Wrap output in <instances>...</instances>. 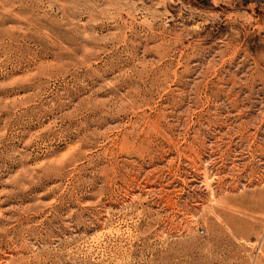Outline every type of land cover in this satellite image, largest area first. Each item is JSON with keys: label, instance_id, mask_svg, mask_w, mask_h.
<instances>
[{"label": "rangeland", "instance_id": "obj_1", "mask_svg": "<svg viewBox=\"0 0 264 264\" xmlns=\"http://www.w3.org/2000/svg\"><path fill=\"white\" fill-rule=\"evenodd\" d=\"M0 264H264V0H0Z\"/></svg>", "mask_w": 264, "mask_h": 264}]
</instances>
